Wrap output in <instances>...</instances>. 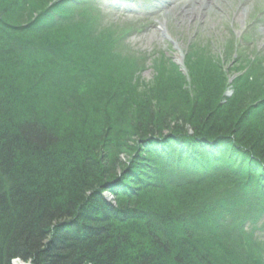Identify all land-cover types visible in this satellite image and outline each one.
<instances>
[{"label":"rangeland","instance_id":"1","mask_svg":"<svg viewBox=\"0 0 264 264\" xmlns=\"http://www.w3.org/2000/svg\"><path fill=\"white\" fill-rule=\"evenodd\" d=\"M75 1L57 0L54 4L58 2L62 4L59 5V8L64 10L61 11L62 15L72 9L75 13L77 11L86 14L87 17L89 15L103 32L108 33V30L119 32L118 35L124 36L127 40L124 41L121 37L115 40L118 46L116 51L122 57L143 50L147 54H153L147 58L149 65L161 64L160 56L166 55L168 51L166 43L171 48L172 46L176 48L171 57L180 69L176 66L175 68L170 66V69L164 67L162 74L156 76L146 62L148 70H142L141 73H147L140 74L139 69L143 64L136 63L135 75L134 72L118 70L123 63L114 61L110 51L106 50L103 51L106 53L97 51L98 59L88 57L89 60L85 61L82 56L70 57L71 65L62 68L64 74L83 70L82 73L88 78L93 77L91 82L98 68L106 73L110 68L108 78L122 75L121 77L126 79L124 80L128 93L133 94V99L125 91L119 92L116 87L112 88L114 84H108V78L105 84L99 82L98 86L94 85L90 93L86 90L74 93L73 90L60 91L62 89L50 86L51 83L46 76L51 73L32 74V83H26L27 93L25 92L23 96L18 92L19 96L14 97L15 105L12 104L14 114L19 115L18 118L22 117L20 123L15 121L12 123L5 114L0 113V133L5 131L8 137L15 134L17 137L18 134H22L21 129L25 128L26 131L29 125L35 131V136H30L29 141L27 139L18 141L22 145L18 148L20 153L16 160L14 157H7L3 162L0 157V255L3 256L0 263L34 264L35 256L33 259L31 255V259L16 256L18 246L14 244L17 245L19 237H10L21 232L17 225L28 220L32 210L36 218L40 219L38 216L42 213L44 220L50 219L51 226L49 222L45 225L49 228L45 243L51 244L54 248L58 243L63 244V234L72 232L74 226L79 225L76 223L78 218H82L83 213L92 207L88 218L92 213V216L95 215L91 216L93 219L90 226L100 228L95 229L98 230L97 235L93 233L94 240L100 241V244L92 251L89 246L93 247L91 241L93 238L80 231L81 241L68 245L61 253L59 263L56 264L73 262L97 264V259L93 257L107 264H138L136 247L139 246L141 235L135 232L133 222L135 217H142L143 211L156 213L155 215L162 218V222L175 218L181 221L179 217L188 216L186 219L194 217L200 207L203 209L214 205L212 209L218 212L219 209L224 210L227 203L233 205L238 201L240 205L236 203L231 208L235 218L237 214L247 215L243 218L246 220L264 214V203L258 201L259 199L253 203L250 197L251 193L254 195L262 193V188L251 184L245 186L246 177L218 174L217 178L214 176L212 179H205L189 173L190 169L187 171L182 165L179 168L168 167L166 174L170 172L171 175L169 183L164 180L158 183L156 172L160 160L163 159L159 157L158 152L163 148L154 150V147H150L148 151L144 145L148 140L151 141L149 143L151 145L164 143L170 137L165 142L167 145L164 144L163 152L166 154L168 153L166 146L168 151H174L172 144H177L184 137H188V141L190 138H196L203 142L198 143V149L205 155L196 157L195 147L188 149L186 145L190 143L187 140L178 145L176 150L186 158L193 155L195 159L193 165L185 164L201 175L210 168L214 172L228 168L230 166L228 158L231 159V163L236 162L240 167L236 157L224 153V150L231 149L235 140H239L238 136L248 142L255 140V143L260 137L263 139L260 142L264 144V0H150L148 5L143 6L145 8L139 4L143 3L141 1L129 5L126 0L122 3L116 0L115 7L109 5L107 0H93L91 4H94L95 9L87 1L84 4L81 2L72 5ZM0 5L2 7L10 5L12 11H17L14 10L15 4L12 0H0ZM37 9V2L33 1L31 10L24 13L26 17H31L30 14L33 11L37 12ZM125 10H142L148 15H128ZM154 12L159 13L161 17H150ZM7 22L10 24V21ZM21 24L25 26L27 23ZM21 24L14 25L19 28ZM131 25L133 26L130 30ZM124 30H129L127 36ZM166 30L169 33L167 37L164 36ZM86 38L87 36L82 37L81 40ZM67 39L70 42L67 45L82 47L81 51L85 53L87 46L88 51L95 49L90 48L94 46L92 41L81 42L79 34L76 35V39L68 36ZM189 48L193 54L186 55L188 53L186 49ZM182 54L192 61L188 63L189 65L185 66L186 59ZM15 58L22 61L19 57ZM59 69L60 67L55 68L53 72ZM191 69L192 74L188 72ZM224 74L231 80L235 79V81L228 79L230 82L227 84L225 96L228 99L233 98V91L237 88L241 89L237 93L241 94L244 91L249 101L241 112L237 111V107L231 106V109L235 107L236 114L230 116L233 111L225 109L218 117L213 116L218 118L217 120H209V113H216L212 111L211 105L220 93L217 83L224 81ZM207 84L212 88L216 86L212 93L213 99L210 96L201 98L206 93L204 87ZM109 88L110 91L107 92ZM122 107L125 111L120 110ZM155 108L158 109L156 111L158 114H146ZM188 118L192 121L190 122L192 127L187 122ZM221 119L228 120L226 127L214 125L210 128L211 121L217 122ZM163 123L176 125L179 132H174V129L162 132ZM66 127L72 128L70 133ZM156 129L158 132L153 131ZM39 132L43 147L41 143V147L37 143ZM27 133L32 135L31 131ZM5 142L11 146V140ZM24 142L26 144H23ZM28 144L33 151L27 153ZM16 147L18 146L15 145L12 150ZM240 151L244 153V149ZM0 154L5 155L2 148ZM213 161L220 163L211 167ZM18 166L23 167L22 171L18 172ZM17 173H20L22 178L17 177ZM128 173L131 174L130 180L134 182L130 183L127 180ZM16 177L24 182L11 189L8 181ZM115 183L127 185L123 189L125 192L110 188ZM21 186L24 188L19 189ZM242 194L250 204L244 202ZM97 196L101 198L99 202L101 205L93 207ZM252 205L255 209L250 208ZM19 209L23 214L19 213ZM141 210L143 211L138 212ZM64 211L68 216H62ZM252 221L256 222L254 219L250 222ZM255 236L247 234L246 241L264 247V242L257 240ZM177 237L174 234L173 238L178 239ZM156 241L158 240L156 239L155 243ZM103 242H108V246L103 245ZM161 244L165 246L166 241L160 242ZM178 244L182 246L183 243ZM95 245L94 243V247ZM184 249L191 251L196 247L184 245ZM170 262L174 264L172 261L164 260L153 263ZM203 262L200 264H205Z\"/></svg>","mask_w":264,"mask_h":264},{"label":"trees","instance_id":"2","mask_svg":"<svg viewBox=\"0 0 264 264\" xmlns=\"http://www.w3.org/2000/svg\"><path fill=\"white\" fill-rule=\"evenodd\" d=\"M12 1H14L15 4L14 10H17L16 12L12 11L13 8H11L10 5L9 7L8 6L2 7V5H0V35H1L0 36V80H2L0 82V111H1L0 113L5 114V116L9 120H11V122L15 121L17 123L18 122L20 123L19 120H21L22 118V117L18 118L19 115H15L14 110L12 109V104L15 105V100H16L14 99V97L19 96V93H21L24 96L25 92L27 91L26 90L20 92L17 88H15L14 85L16 83V80L18 82L19 81L25 82L24 88H26V83H30V84L32 83L33 81L32 74H34V72H38L43 75L51 73V75L46 76L47 78H49V83H51L50 86H54V88L56 89L57 87L58 89H62L60 91L64 90L67 92V90H69L68 92H70L71 90H73V92L75 93L76 91L86 90L89 91L90 93L94 85L98 86L99 82H102L103 84L106 83V80L109 76L108 73L110 71V68L108 70V73L104 72L103 70H99L98 68L95 71L96 76L94 77V80L91 82V79L93 77L91 76L90 78H88L87 75L82 73L83 70H77L74 73L65 72L66 74H64L62 68L63 66L71 65L70 57L82 56L84 57V60L87 61L89 60L88 57H91L93 59H98L97 57L99 56L98 55L99 52H97L98 50L102 53H106L110 51L111 57L113 58L114 61L118 60L119 62L121 61L123 63V66L122 67L120 66L118 70L120 69L125 70V68L127 67L123 61L130 57L129 56L122 57L121 54H119L116 51V47L118 46L115 44V40L109 38V36L107 37V35L111 34L112 32L108 30V33H106V31L103 32L96 30V28H98L97 27L98 24L96 22L94 23V20H91V17L89 15L87 17L86 14L84 15L80 12L76 11L75 13V11H73L72 9L66 11L64 15H62V12L64 10H62L61 7L59 8V5L62 4L60 2L54 4V1L57 0H34L37 2L38 5V9L36 10L37 12L32 10L33 12L31 14L29 13L31 17H26V14L24 12L26 11L29 12L31 10L32 3L31 5H29L26 2L25 5H23L22 3L19 5L18 1L15 0ZM85 1L88 2V0H76L75 2L72 3V5L81 2L84 4ZM69 5L72 6L71 4ZM22 9H24L25 11H23ZM36 16L39 19L37 21H32L31 26L28 27V23L31 20H33V18H35ZM7 18L9 19L7 20ZM5 19L6 21H4ZM7 21H10V24ZM21 23H27V24L23 26ZM14 24H21V25L18 28L15 27ZM77 34L80 35V40L82 37L87 36L86 40L82 39L81 42L92 41L94 46H90V48L94 47L95 49H92L93 51L90 50L88 51V46H87V53H85L84 51H81L82 47L79 46L72 47L67 45L68 43H70L69 40L67 39V36L70 37L71 39L73 37L76 39ZM104 50H106V52H103ZM79 51L80 53H78ZM15 57L21 58L22 61L16 59ZM110 66L114 67L112 64H110ZM58 67H60V69L57 70L58 73L57 71H55L54 73L53 71L55 70V68ZM83 69L85 68L83 67ZM191 71H193V69H191ZM121 76L120 75L119 77L111 76V78H108V84L113 83L114 85L112 86V88L116 87L119 92L124 91V89L122 88L126 87L125 86L126 79ZM12 81H14V84L9 85V83L11 84ZM215 82L217 83V80ZM225 84H227V79H226V75L224 74V81H221V83L219 84L217 83L220 93L218 94V96L214 98L215 102L212 103L211 105L212 111L214 110V112L216 113L211 114V112L209 111L210 112L208 115L209 120H214V121L217 120L218 118H215L213 116L217 115L218 117L219 115H221L222 112H225L224 111L225 109H231V106L237 107V111L241 112L245 104L248 103L249 101L247 94L237 93L241 89H237V88L235 89L234 88L235 86L232 87L233 89H235V94L233 95V98L228 99L225 96L226 91L224 87L227 86ZM208 85L209 84L205 85L204 87V90L206 92L204 94L206 95L203 94L201 98L205 99L209 96L212 98V93L214 92L216 86L212 88L211 86ZM109 91L110 88L107 92ZM255 106L260 107L259 105H255ZM235 107L234 108L232 107L231 111L233 112L231 113L230 116L236 114L237 111ZM120 110L125 111L123 107L120 108ZM157 110L158 109L155 108L154 111L146 112V114L148 115L158 114L156 112ZM1 120L3 121V118H1ZM187 122H189L188 124H190L192 127V124L190 123L192 121L189 119V121ZM227 123H229L228 120L221 119L220 121L217 122L211 121L209 125L210 128H212V126L214 125H215L214 127L223 128L224 126L225 127L227 126ZM163 124L161 126L162 132L163 131L165 132L167 129L168 130L174 129V132L175 131H177L176 133L179 132L178 127L176 128V125L174 124L163 125ZM8 126L10 125L8 124ZM26 128H28L26 131L25 128L21 129L22 134H18L17 137L16 134L14 136L8 137L7 136L8 133H6L5 131H3V133H0V148L3 149L5 154L3 156H0L2 157L1 159H3V162H5V159L7 157L9 158L14 157L16 160L17 155L20 153L19 152L20 149L18 148L22 145L20 144V142H18L19 140L24 141L27 139V141H29L28 139L30 136L31 137L35 136V131L33 127H30L29 125V127ZM66 129H68L70 133L72 128L66 127ZM8 131L9 130H7V132ZM27 131L28 132L31 131L32 135H29L28 133L26 134ZM153 131L158 132L157 129ZM38 136H39V140H37L38 141L37 143L40 144L42 142L40 132ZM42 137L44 138L45 135H42ZM238 137L239 140L237 141L235 140L233 142L234 144H232L231 149L224 150V153L236 157V159L239 160L238 164L240 163L239 164L240 167L236 165V162L231 163V159L228 158V162L230 163V166H228V168L226 169L223 168L224 170L218 169V170H223L219 172H214L210 168L208 169L209 171H205L201 175H199V173L195 169L193 168L191 169V166H189L190 164L193 165L192 162H195L194 156L192 155L193 157L190 156V158H186L180 155L179 153H177L178 151L176 150L179 147L178 145H181L187 140V142L190 143L186 145L188 146V149L195 147L196 150L194 151V154L196 157L200 155L201 156L205 155V153H201L203 152L202 150L199 151L198 143L200 141L196 140V138H190L188 141L187 139L188 137L187 138L184 137V139L178 142L177 144H172L173 147L172 149H174V151L173 150L168 151L169 150L167 149L168 146H166V150L168 152L166 153L167 155L164 154L165 152L164 144L167 145V143L165 142H167L170 139V137L167 138V141H165L164 143H155L151 145L149 144L151 143V141L148 140L146 141V143H144V145L146 147V150L148 149V151L149 149H151L150 147H154V150L157 149L161 150L163 148L160 152H158V155L160 154L159 157L163 158L162 160H160V162L158 161L159 162L157 168L158 171L156 172V175H158L157 176L158 183H161V181L163 180L168 182L169 178L171 177L170 172L169 174H166L168 173V167L172 168L178 166L179 168L183 165L182 167H185L187 171L188 168L190 169L189 173L193 175H197L199 177H204L205 179H212V177L214 176H215L214 178H217L216 176L218 174L246 177L245 186H249L251 184L253 186L257 185L262 188L261 189L262 193L258 192L257 195L251 193L252 195H250V197H252L253 203H255L258 199H259L258 201L264 203V144L260 142L263 139L258 137L260 140L258 139V141H256L257 143H255L254 142L255 140L252 142H248L245 141L244 139H240L241 136ZM6 140L7 141L11 140V146H9V143L5 142ZM200 143L203 144V142ZM23 144L26 143L24 142ZM30 144L26 146L27 153L33 151ZM41 144L43 147L44 146L43 143ZM41 144L39 145L40 147ZM256 144H260V145L253 147V145ZM15 145H17L18 147L12 150V148H14ZM203 147L205 148V145H203ZM38 148L39 147L37 146V149ZM243 149H244V153H241L240 150ZM6 152H9V154ZM33 153L35 154V152ZM179 162H182V164H179ZM220 162L213 161L211 162L210 166L212 167V165ZM185 163H188L189 165ZM22 169L23 167L18 166V172L22 171ZM37 175L40 176L39 172H37ZM17 177L22 178V175H20V173H17ZM17 177L8 181L9 185L11 186V189L13 186L17 187L22 182H24L22 180H18ZM128 178L129 179L127 180H129L130 183L134 182L130 180L131 174L129 173H128ZM177 179L180 181L179 178ZM30 183L31 181L29 180V184ZM126 186L124 184L121 185L119 183H115V185L110 186V188L112 189L117 188V190L120 189L121 191L125 192V190L123 189H125ZM23 188L24 187L21 186L19 189H23ZM243 194L241 195V197H243ZM98 198L99 196L95 197L94 205H92L93 207L94 206L99 207L101 205L99 204L101 198L99 199ZM243 200L245 203L250 204L247 199H244V197ZM234 203L235 204L237 203L236 205H240L238 201H235ZM235 204L230 205L229 203H227V205L224 206V210L219 209L218 212L212 209L214 205L205 207L203 209L202 207H200L198 209L199 210L198 213L194 217L190 219H186L188 216L179 217L181 218L180 219L181 221L175 218L172 219L171 221L162 222L161 221L162 218L161 217L159 218L157 215H155L156 213L153 214L151 212H146L143 210L138 211V212L143 211L142 212L143 215L141 218H139L138 216L137 218L135 217V220L133 222L134 230L135 232H137L139 236L141 235L140 239L142 240V242L139 243L138 248L136 247L137 259L142 258L143 264H154L153 262L155 261L162 262L163 260L164 262L172 261L174 264H182V263L200 264V262L202 261H204L203 263L205 264H264V247L261 248L260 244L258 245L256 243H249V241H244L245 237L243 236V231L244 230L247 231L248 229L247 223H251L252 226H256L258 225V221L264 222V214L257 216V218H247V220L245 219L239 220L237 218L238 214L236 215L235 218V216L231 212L232 210L231 208L232 206H235ZM250 208L255 209L253 205L250 206ZM91 210L92 207L90 206V208L87 209V212L85 211L83 213L84 216H82V218L81 217L78 218L76 223H79V225L76 224L73 228V231L69 232V234L67 233L63 234L64 236V237L62 236L64 238L63 244L61 245V243H58L57 247L54 248H52L51 244L46 245L45 243V240H47L46 239L47 234H49L47 233V230L49 228L46 227L45 225L46 222L48 223L50 219L47 218L46 220H44V218L41 216L42 213L39 214L40 216L38 217L41 218L38 219L36 218L37 216L34 215L35 212L32 210L31 214H29L28 220L22 222V224L19 223L17 225V227L18 228L20 227L21 229L20 230L21 234L17 233L10 235V237H14V238L19 237L17 239L18 240L17 245L14 244V246H18V250H17L18 254L16 256L22 259H27V257H30V255L33 259V257L35 256L33 260L34 264H42L45 262H52V264L59 263V257H61V253L65 250V248H67L68 245L70 244L74 245L76 242L81 241L79 239L80 238L79 232L81 231L83 233L82 227L91 225L92 222L90 221L91 219H93L91 218L93 213L88 218V213L90 214ZM18 211L19 213L23 214L22 213L23 211H21L20 209ZM62 216L63 217L68 216V214H66V211L63 212ZM47 217H49V215H47ZM108 217H109L108 214H106V218ZM138 218L140 219V222L138 221ZM252 219L256 220V222L254 221L250 222ZM50 223L51 222H49V226H51ZM226 229L229 234L225 235ZM174 234L178 236L177 237L178 239L173 238ZM156 239L158 241H156L155 243ZM223 239H225L226 241H223ZM164 240L166 241V245L165 246L162 244L160 245V242H163ZM180 242L183 243L182 246L178 244ZM191 242H193V244ZM186 243L190 245L191 248H193L194 246L196 247L197 244L202 243V246L205 247V249L210 247L215 250L216 248L215 245L220 246L222 249L219 248V251H217L215 254H212L211 256L208 253L209 257L203 260L198 257L197 255L198 252H196V249L191 251L185 250L184 245L188 246ZM140 252H142V254ZM224 252L227 253L225 255L219 254ZM2 257L3 256L0 255V261ZM184 258H186L187 260Z\"/></svg>","mask_w":264,"mask_h":264},{"label":"bare ground","instance_id":"3","mask_svg":"<svg viewBox=\"0 0 264 264\" xmlns=\"http://www.w3.org/2000/svg\"><path fill=\"white\" fill-rule=\"evenodd\" d=\"M15 1H18V3H19V5L22 3L23 5H25V3L27 2L29 5H31V3L34 1V0H15ZM150 1V0H149ZM149 1H145V2H143L142 4H145V5H148L150 2ZM109 3V5H114V2H108ZM150 17H153V18H160L161 16H160V14L159 13H156V12H154L153 14H151V16ZM39 18L36 16L35 18H33V20H31L29 23H28V27L29 26H31V22L32 21H37ZM28 22V21H27ZM47 23V22H46ZM22 25H24V24H22ZM96 30H98V31H101V30H99L98 28H96ZM114 32L113 33H111V34H108L107 35V37L109 36V38H112L113 40H116L117 41V35L119 34V32H117V31H115V30H113ZM166 32L167 33H164V36L165 37H167V34L169 35V33H168V31L166 30ZM165 46L167 47V49H168V51H167V53H166V55L165 54H163V56H160V59L159 60H162V63L161 64H157V63H155V64H153V65H149V60H147V58H149V57H151L153 54H147L145 51H141V52H139V53H136V54H134V55H130L129 57L130 58H127V59H125L123 62L126 64V66H127V68H129L128 70L125 68V70L127 71V72H129V73H131V72H134V71H136L137 69H135L134 68V65L136 64V63H139V64H143V66H142V68L141 69H139L140 70V74H142V73H144V72H142L141 73V71L143 70V71H146V70H148L147 69V67H146V65H145V63L147 62V64L151 67V69H152V71H153V73L154 74H157L156 76H160L161 74H162V69L165 67V69H167V67H169L168 69H170V66L171 67H174L175 68V66L176 67H178L179 68V66L178 65H176V63L172 60V57H171V55L175 52V50H176V48H174L173 46H172V48H171V46L169 45V44H166L165 43ZM197 49V48H196ZM186 52H188V53H186V55H190V54H193V51H191L190 50V48L189 49H186ZM184 56V54H182V57ZM185 57V56H184ZM187 57V56H186ZM184 58V59H186V61H185V66H187V65H189L188 63L189 62H192V61H190L189 59H187V58ZM175 63V64H174ZM168 65V66H167ZM161 68V70H158V69H160ZM180 69V68H179ZM188 72H190L191 74H192V71H188ZM147 72H145L144 74H146ZM134 74L135 75H137V73L136 72H134ZM226 79H227V84L230 82V81H228V79H230L229 78V76H226ZM231 80V79H230ZM2 80H0V82H1ZM231 81H235V79H233V80H231ZM255 83V82H254ZM12 84H14V81H12L11 82V84L9 83V85H12ZM24 84H25V82H23V81H17L16 83H15V85H14V87L15 88H17L20 92H22V91H26V89L24 88ZM227 84H225V85H227ZM223 86H224V83H223ZM122 89H124V91L126 92V93H128V89L126 88V87H123ZM224 89H225V91H227V86L226 87H224ZM230 90V89H229ZM243 93H244V91H242ZM141 93V92H140ZM128 94H130V93H128ZM233 94H235V91H233ZM130 97L133 99V94L131 95L130 94ZM0 196H1V194H0ZM247 217V215H245V214H241V215H237V218L239 219V220H241V219H243V218H246ZM246 220V219H245ZM247 226H248V229H247V231L249 232V233H247V234H249V235H252V236H255V237H257L258 239L257 240H261V242H264V222L263 221H258V225H256V226H252V224L251 223H247ZM95 229H100V228H97V226L95 227V228H93L92 226L90 227H88V226H83L82 227V231H83V233L85 234V235H89L91 238H93V240L91 239V241H92V244H93V247L92 246H89V249H91L92 251H93V249H95L96 248V246H98V244H100V241H96V239L94 240V238L95 237H93V233L94 234H98V230L96 231ZM218 232V231H217ZM216 232V233H217ZM215 233V234H216ZM226 234H229L228 233V231H227V229L225 230V235ZM247 234L245 233V230L243 231V236L245 237L244 238V241H246V236H247ZM255 234V235H254ZM227 237V236H226ZM74 238V237H73ZM81 238V237H80ZM90 239V238H89ZM226 239V238H225ZM225 239H223V241H226ZM142 242V240L140 241V243ZM94 243L96 244L95 245V247H94ZM192 244H193V242H191ZM199 243V242H198ZM108 244V242H103V245H106V246H108L107 245ZM201 244V245H200ZM200 244H197V246H196V252H198L197 253V255H198V257L199 258H201V259H207L209 256H208V253H209V255L211 256L212 254H215L217 251H219V248L220 249H222L220 246H218V245H215V250L213 249V248H210V247H208L207 249H205V247H203L202 246V243H200ZM92 251H90V252H92ZM223 251V250H222ZM207 252V253H206ZM141 254H142V252H140ZM227 252H224V253H219V254H221V255H225ZM89 255H92V254H89ZM100 256H102V254H100ZM93 257V256H92ZM93 258H95V259H97V261H98V263L97 264H107V263H103V262H101L97 257H93ZM200 259V260H201ZM110 262V261H109ZM108 262V263H109ZM140 263H143V260H142V258H140V259H138V264H140ZM201 263V262H200ZM73 264H75L74 262H73Z\"/></svg>","mask_w":264,"mask_h":264}]
</instances>
